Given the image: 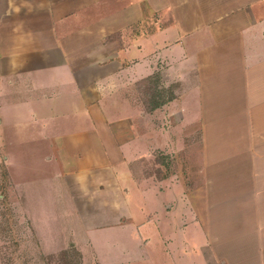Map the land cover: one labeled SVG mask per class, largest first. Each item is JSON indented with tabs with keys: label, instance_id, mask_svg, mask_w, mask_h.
I'll return each instance as SVG.
<instances>
[{
	"label": "crops",
	"instance_id": "crops-1",
	"mask_svg": "<svg viewBox=\"0 0 264 264\" xmlns=\"http://www.w3.org/2000/svg\"><path fill=\"white\" fill-rule=\"evenodd\" d=\"M37 58L40 71L32 68ZM162 62L169 77L185 73L190 81L187 105L179 96L162 108L182 116L188 107L189 130L202 133L203 264H264V0H0V78L28 94L57 93L44 101L62 126L87 117L89 131L60 134L75 158L68 164L78 167L70 178L78 188L110 189L115 196L97 204L120 224L132 216L119 182L126 169L107 167L112 182L101 184L94 158L101 128L128 117L108 120L102 97L135 115L127 100L117 102L122 88L131 89L118 78L147 79ZM91 69L97 77L85 85L80 78Z\"/></svg>",
	"mask_w": 264,
	"mask_h": 264
},
{
	"label": "rangeland",
	"instance_id": "rangeland-1",
	"mask_svg": "<svg viewBox=\"0 0 264 264\" xmlns=\"http://www.w3.org/2000/svg\"><path fill=\"white\" fill-rule=\"evenodd\" d=\"M39 59L32 65L34 70L45 66ZM164 67L160 63L157 73L143 80L134 77L122 82L118 78V84H129L131 89L122 88L117 102L127 100L128 111L135 115L112 110L115 98L102 97L103 112L106 116L112 113L108 120L113 115L128 117L108 129L101 128L99 156L94 158L106 181L101 184L112 182L107 167L126 169V180L120 176L119 182L130 199L132 216H122L121 224L115 211L97 204L106 196H115L110 189L100 185L98 192L92 183L78 188L70 178L78 167L68 164L75 158L67 141L59 140L60 134L89 131L87 117L70 118V124L62 126L55 109L50 110L44 101L49 95L59 99L57 93L28 94L16 85L11 89L8 76L0 78V264L204 263L202 133L189 130L186 106L182 116L172 115V107L162 108L169 102L159 110L150 109L157 100H187L189 76L169 77ZM90 71L92 75L86 76V72L80 78L85 85L97 77ZM85 96L96 98L88 92ZM85 141L83 144L92 142ZM110 151L116 155H109ZM163 180L166 184L158 186Z\"/></svg>",
	"mask_w": 264,
	"mask_h": 264
},
{
	"label": "trees",
	"instance_id": "trees-1",
	"mask_svg": "<svg viewBox=\"0 0 264 264\" xmlns=\"http://www.w3.org/2000/svg\"><path fill=\"white\" fill-rule=\"evenodd\" d=\"M158 101V100H157ZM157 101H153V106L150 108L151 110H157L159 107H162L164 104H166L167 102H170L171 100H164L162 99L160 102Z\"/></svg>",
	"mask_w": 264,
	"mask_h": 264
}]
</instances>
